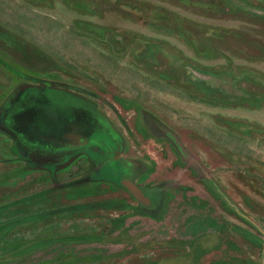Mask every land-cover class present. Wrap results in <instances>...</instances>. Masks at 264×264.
Segmentation results:
<instances>
[{
  "label": "rangeland",
  "instance_id": "obj_1",
  "mask_svg": "<svg viewBox=\"0 0 264 264\" xmlns=\"http://www.w3.org/2000/svg\"><path fill=\"white\" fill-rule=\"evenodd\" d=\"M13 221L0 264H263L264 0H0Z\"/></svg>",
  "mask_w": 264,
  "mask_h": 264
},
{
  "label": "flooded vegetation",
  "instance_id": "obj_2",
  "mask_svg": "<svg viewBox=\"0 0 264 264\" xmlns=\"http://www.w3.org/2000/svg\"><path fill=\"white\" fill-rule=\"evenodd\" d=\"M70 118L71 119H69V120L71 122H75V119H80V121L83 120V124H84V118H85V116L84 117H80V115H79V117L70 116ZM90 122L93 125H92V127L90 125L89 126H85V127H88V129H86V131L83 130V127H84L83 124L80 125V126H77L76 125V129H73L74 132H73V136L71 138V140L73 141V143H79L80 142L79 141L80 139H84L85 136H87L88 134H90V132L92 131V128L95 129V126H96L95 121L94 120L93 121L90 120ZM62 130L64 131V128ZM104 149H105V152L108 154V159L107 160H109V161H115V162L122 160L120 158L119 153H118V151H117L116 148L111 147L109 145L108 146L105 145ZM125 191H126V189H125ZM127 194H128V192H127Z\"/></svg>",
  "mask_w": 264,
  "mask_h": 264
},
{
  "label": "water",
  "instance_id": "obj_3",
  "mask_svg": "<svg viewBox=\"0 0 264 264\" xmlns=\"http://www.w3.org/2000/svg\"><path fill=\"white\" fill-rule=\"evenodd\" d=\"M124 187L127 189V191L139 202L141 203H148L149 200L146 199L143 195V193L138 189L136 186H134L130 181H125L123 183ZM264 264V259H263Z\"/></svg>",
  "mask_w": 264,
  "mask_h": 264
},
{
  "label": "trees",
  "instance_id": "obj_4",
  "mask_svg": "<svg viewBox=\"0 0 264 264\" xmlns=\"http://www.w3.org/2000/svg\"><path fill=\"white\" fill-rule=\"evenodd\" d=\"M207 94H208V93H207ZM15 224H16V221H13V222H11V223H9V224H6V225H2V226H0V236H2V234H3L7 229H9V228L15 226Z\"/></svg>",
  "mask_w": 264,
  "mask_h": 264
}]
</instances>
